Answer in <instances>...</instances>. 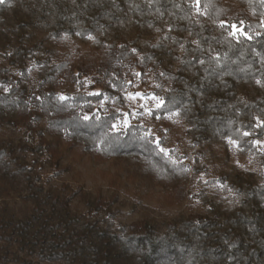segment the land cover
I'll list each match as a JSON object with an SVG mask.
<instances>
[{"label": "trees", "instance_id": "1", "mask_svg": "<svg viewBox=\"0 0 264 264\" xmlns=\"http://www.w3.org/2000/svg\"><path fill=\"white\" fill-rule=\"evenodd\" d=\"M137 85L166 101L157 131L138 115L117 133ZM257 118L264 0H4L0 264H264ZM86 158L103 166L91 188Z\"/></svg>", "mask_w": 264, "mask_h": 264}, {"label": "snow or ice", "instance_id": "2", "mask_svg": "<svg viewBox=\"0 0 264 264\" xmlns=\"http://www.w3.org/2000/svg\"><path fill=\"white\" fill-rule=\"evenodd\" d=\"M199 2H200V0H196L197 4H199ZM2 3H4V0H0V4H2ZM232 28L234 29V31L232 33L233 35H235L237 31L241 32L245 36L248 35L247 33L243 32L242 28L238 29L236 27V25H232ZM89 38H92V37H89ZM248 38H251V37H248ZM132 51L135 52L136 49H133ZM9 55H10V53H9ZM137 75H140V73H137ZM161 75H163V73H161ZM258 83H259V81H258ZM3 87H4L5 91L9 90L7 86H3ZM94 94L99 95V93H94ZM127 95H128V98L130 100H135L137 97L145 98V99L147 98V94H141V93H135V94L128 93ZM60 99L64 100V99H67V97L61 96ZM152 100L155 101L154 107L156 109H161V108H164L166 106V101L162 97L156 96L154 93L152 94ZM142 107H144L146 109V112H144V113L136 112L137 115H145V114L146 115H152L153 114L152 108H149L147 105H143ZM166 114H167V118H172V116L178 115V113H173L171 109H167ZM128 116H129V113H124V119H122V120L120 118L114 116L113 119L115 122L110 125L111 129L117 133L125 134L127 130L132 128V124H131L130 119H128ZM92 118L93 117H91L89 115H84V117H83V119L86 121L91 120ZM157 118H159V117H157ZM257 120L259 121V118H257ZM255 127L256 128H264V121H259L255 125ZM251 135H252V133H250V132H244L243 133V136H251ZM139 139H141V140H143L149 144H155L156 148L161 153H167L170 151V150L165 149L164 147L161 146V138L159 136H156L151 131L145 132V134L142 137H139ZM228 142L230 145L234 146L237 151L242 150L240 148V144L237 140H233V139H231V137H229ZM251 143L254 145H261V144H264V141L254 140V141H251ZM240 166L243 167L242 165H240ZM184 171H188V170L185 169ZM199 179L202 180L206 185L210 183L209 181L204 180L203 175H201L199 177ZM215 186L218 187L220 190H224L225 188H227V185L220 183L218 180L215 181ZM227 190L230 194L234 195V193H232L231 188H228Z\"/></svg>", "mask_w": 264, "mask_h": 264}, {"label": "rangeland", "instance_id": "3", "mask_svg": "<svg viewBox=\"0 0 264 264\" xmlns=\"http://www.w3.org/2000/svg\"><path fill=\"white\" fill-rule=\"evenodd\" d=\"M150 91V88L148 86H141L137 85L135 86L134 90L130 93H141V94H147V98H140L137 97L135 100H130L127 96V105L125 108H122L123 116L121 117V120L124 119V113H129L128 119H130L131 122L138 121L139 116L136 114L139 110H142L141 113L146 112V109L142 107L143 105H147L149 108H154L155 101L152 100V94H148ZM142 122H146L151 126L152 131L156 132L157 128L154 125L153 120L150 118L149 115H142ZM178 130V129H177ZM159 135V134H158ZM160 136V135H159ZM238 162V163H237ZM238 164L242 165L244 167L251 168V165L249 163V159L244 156H239L238 158L232 157L230 164ZM79 170H81L83 179L86 182V185L91 188L95 184H100L102 179L100 178L99 173L97 172V169L103 168V166H94L92 162L89 159H85L83 161V164H81L79 167ZM146 204H154V202L150 200H144ZM125 213L121 216V218L125 221H131L137 217V213H131L129 214L130 207H125L123 210ZM168 214L175 213V210H169L167 212Z\"/></svg>", "mask_w": 264, "mask_h": 264}]
</instances>
